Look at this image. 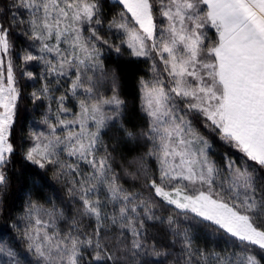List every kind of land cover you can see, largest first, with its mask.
I'll use <instances>...</instances> for the list:
<instances>
[{
    "label": "snow or ice",
    "instance_id": "snow-or-ice-1",
    "mask_svg": "<svg viewBox=\"0 0 264 264\" xmlns=\"http://www.w3.org/2000/svg\"><path fill=\"white\" fill-rule=\"evenodd\" d=\"M107 6L0 0V193L19 152L74 205L29 198L11 223L23 251L0 238V264H264V0H110V18ZM106 51L148 64L138 127ZM20 79L39 87L26 97ZM29 99L47 131L17 128ZM121 143L137 154L117 172ZM199 227L223 247L200 245Z\"/></svg>",
    "mask_w": 264,
    "mask_h": 264
},
{
    "label": "trees",
    "instance_id": "trees-1",
    "mask_svg": "<svg viewBox=\"0 0 264 264\" xmlns=\"http://www.w3.org/2000/svg\"><path fill=\"white\" fill-rule=\"evenodd\" d=\"M108 7L113 12L119 11V8H112L110 3ZM27 43L22 38L17 39L15 41L16 50L19 51ZM105 61L108 69L116 71L119 76V95L125 101L123 120L129 127H138L144 123L143 114L140 112L138 81L141 77L148 75V64L142 61H136L126 54L118 58L115 53L107 51L105 52ZM19 82L23 86L25 96L27 97L32 91L31 87L24 79H20ZM108 94L110 95L111 93L109 92ZM42 107L33 106L30 99L26 103H22L17 119V128L19 129L22 126L27 131L30 126L34 127L35 120L41 116L40 110ZM115 132L116 129L114 128L105 136V140H109L110 138L114 139ZM216 143L219 147V141H216ZM220 150L223 151V148L221 147ZM136 154L135 151H131L130 147H125L121 143L116 153L117 172L120 171L119 163L121 155L131 159ZM232 155L238 156L239 154L232 152ZM7 180V190L0 193V209L3 210L2 214H0V238L4 242L16 245L19 251H23V246L19 241L15 240L11 223L23 213L24 206L29 198L33 200L38 199L41 203H45L46 201L55 202L58 208L63 209L69 215L74 211L73 201L68 195L67 188L54 179L51 171L42 170L25 161L19 152L14 156L10 167L7 169ZM121 183H124L125 187H129L132 181L122 176ZM180 224L181 226H185L186 222L181 219ZM196 231L207 233L210 236V245L212 244V246H218L220 248L223 247L225 237L219 234H213L211 230L203 227L196 228ZM157 239L161 244L168 243V239L163 235L158 236Z\"/></svg>",
    "mask_w": 264,
    "mask_h": 264
},
{
    "label": "rangeland",
    "instance_id": "rangeland-1",
    "mask_svg": "<svg viewBox=\"0 0 264 264\" xmlns=\"http://www.w3.org/2000/svg\"><path fill=\"white\" fill-rule=\"evenodd\" d=\"M109 3H110V0H109ZM116 11H111L110 8L107 6L105 8V14L106 16H108L109 18L111 17V15H113ZM210 31V35L212 36H215V32L214 30H209ZM28 70H31L33 71V73L39 77L40 75V71H41V65L39 64H36V63H33V64H30L28 65ZM151 76V73L149 72V68H148V75L146 76V78L150 77ZM19 79V77H18ZM20 81V80H19ZM28 82L29 86L31 87V90H33V86L35 87H39V81H28V80H25ZM111 95V94H110ZM41 112V116L40 118L36 119L35 122H34V128L35 130L37 131H40V130H44V131H47V129L45 128V126L40 123L41 121V118H42V115L44 114V111H45V107L43 106L42 109L40 110ZM118 127V125H117ZM223 151L220 150V152H217V153H213V158L215 161H217L218 163H223L222 159H221V154H222ZM195 235H196V239H197V242L200 244V245H208L209 247H212V244L210 245V241H209V235L205 232H202V231H196L195 230ZM220 248V247H219Z\"/></svg>",
    "mask_w": 264,
    "mask_h": 264
}]
</instances>
